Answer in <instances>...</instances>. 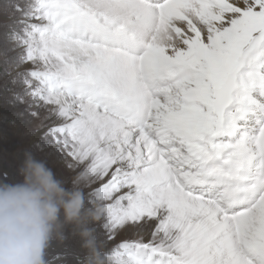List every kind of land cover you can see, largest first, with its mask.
<instances>
[{"label":"snow or ice","instance_id":"snow-or-ice-1","mask_svg":"<svg viewBox=\"0 0 264 264\" xmlns=\"http://www.w3.org/2000/svg\"><path fill=\"white\" fill-rule=\"evenodd\" d=\"M0 17V125L101 207L104 264H264V0H3ZM85 259L68 231L46 251Z\"/></svg>","mask_w":264,"mask_h":264},{"label":"clouds","instance_id":"clouds-1","mask_svg":"<svg viewBox=\"0 0 264 264\" xmlns=\"http://www.w3.org/2000/svg\"><path fill=\"white\" fill-rule=\"evenodd\" d=\"M19 179L0 182V264H47L52 241L66 231L79 241L85 264H104L91 225L102 214L79 182L66 184L29 149L19 156Z\"/></svg>","mask_w":264,"mask_h":264},{"label":"rangeland","instance_id":"rangeland-1","mask_svg":"<svg viewBox=\"0 0 264 264\" xmlns=\"http://www.w3.org/2000/svg\"><path fill=\"white\" fill-rule=\"evenodd\" d=\"M2 2L3 0H0V3ZM0 129H3L0 131V167H7L18 180L17 167L19 156L24 149L29 148V141L23 135V130L15 125H0ZM36 155L47 163L48 167L52 169L59 179L64 181L71 178V174L67 170H64L63 175L60 174L62 165L47 160L39 154Z\"/></svg>","mask_w":264,"mask_h":264}]
</instances>
